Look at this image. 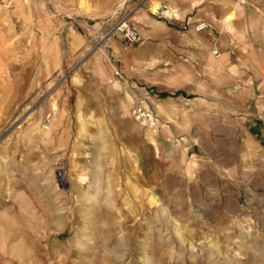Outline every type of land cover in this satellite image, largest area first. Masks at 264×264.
Segmentation results:
<instances>
[{
	"label": "rangeland",
	"instance_id": "374dc122",
	"mask_svg": "<svg viewBox=\"0 0 264 264\" xmlns=\"http://www.w3.org/2000/svg\"><path fill=\"white\" fill-rule=\"evenodd\" d=\"M138 1L0 0V264H264V10L151 54Z\"/></svg>",
	"mask_w": 264,
	"mask_h": 264
},
{
	"label": "crops",
	"instance_id": "0c3cea01",
	"mask_svg": "<svg viewBox=\"0 0 264 264\" xmlns=\"http://www.w3.org/2000/svg\"><path fill=\"white\" fill-rule=\"evenodd\" d=\"M234 1L235 0H139L137 2L138 7L135 8L136 11L131 13L129 19H131L132 22H136V20L139 19L140 30L145 34V36L142 35L141 46L146 51H149V53L154 54V52H157L154 49L162 46V42L164 41L162 38L159 39V35L152 33L155 29L162 30L168 23H172L175 26L174 29L178 31L202 20L208 23L213 22V19H217V17L220 18L226 12ZM250 1L252 5H245L242 10H264V0ZM153 10H157L156 13L153 12ZM236 10L240 9L236 8ZM258 60L260 63L263 62L262 58ZM260 79L263 80L262 77H260ZM259 89L260 94H262L261 98H264L263 82L260 83ZM259 109L263 110V107ZM258 119L262 121L261 128L259 129L260 134L258 136L264 144V117L260 115ZM236 122L237 126H235V131L237 137H239V133H241L240 138H243L245 135L244 120L237 119ZM226 123L230 125L228 121ZM231 131H233L232 127L229 133H232Z\"/></svg>",
	"mask_w": 264,
	"mask_h": 264
},
{
	"label": "bare ground",
	"instance_id": "6f19581e",
	"mask_svg": "<svg viewBox=\"0 0 264 264\" xmlns=\"http://www.w3.org/2000/svg\"><path fill=\"white\" fill-rule=\"evenodd\" d=\"M241 4L245 2V0H240ZM198 23V22H197ZM196 23V24H197ZM223 24L225 26L226 29L233 31L234 27L232 26L233 24H231L230 19L225 16L224 20H223ZM196 28V25H195ZM194 30L196 31L197 29ZM188 38L192 41V42H197L199 40V37L196 35V33L194 31H189L188 33ZM112 43L115 42L114 38H112ZM149 64H155L158 63V59L157 58H151L149 61ZM159 108H162L161 106H159ZM43 116H45L44 112H41L38 119H42ZM64 117V111L63 110H59L56 104H52L51 108H50V112L47 113L46 115V119H47V123L44 126V129H39V135L44 137L45 139L51 140L54 138V136L56 135V131L59 127V123L61 124L62 119ZM38 119H36L35 121V125H37V128H39L40 123L37 121Z\"/></svg>",
	"mask_w": 264,
	"mask_h": 264
},
{
	"label": "built area",
	"instance_id": "2783aa9c",
	"mask_svg": "<svg viewBox=\"0 0 264 264\" xmlns=\"http://www.w3.org/2000/svg\"><path fill=\"white\" fill-rule=\"evenodd\" d=\"M210 27V23H208L205 20L199 21L196 24V29L198 31L201 30H205L208 29ZM118 30H120L123 33V36L125 38V40L129 43H135L138 41L139 39V34L138 32L128 23L127 19H122L117 27ZM214 54L219 55V52L217 49H215ZM137 113L139 115V118L142 119L146 124L150 125V126H154L157 123V119L154 117V115L139 107L137 108Z\"/></svg>",
	"mask_w": 264,
	"mask_h": 264
}]
</instances>
